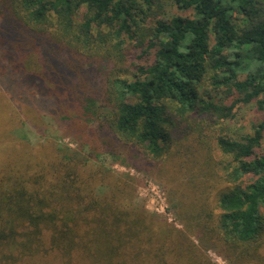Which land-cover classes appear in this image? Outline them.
I'll return each mask as SVG.
<instances>
[{
	"label": "trees",
	"instance_id": "1",
	"mask_svg": "<svg viewBox=\"0 0 264 264\" xmlns=\"http://www.w3.org/2000/svg\"><path fill=\"white\" fill-rule=\"evenodd\" d=\"M0 84L37 94L76 142L0 146V264H214L207 247L264 264V0H0ZM250 104L261 118L234 135ZM102 154L193 173L185 228L86 170Z\"/></svg>",
	"mask_w": 264,
	"mask_h": 264
},
{
	"label": "rangeland",
	"instance_id": "2",
	"mask_svg": "<svg viewBox=\"0 0 264 264\" xmlns=\"http://www.w3.org/2000/svg\"><path fill=\"white\" fill-rule=\"evenodd\" d=\"M32 103L34 107L35 120L30 119L22 106ZM262 116L253 104L244 105L234 111L232 118L228 119V124L232 128L234 135L245 134L252 131V124L258 121ZM46 140L54 143L55 146H68L74 148L76 142L70 136L64 127L59 126L52 118L51 114L42 105L37 94L32 91L19 97L11 94L0 84V146L16 145L25 143L28 148L37 149ZM22 142V143H21ZM218 151H214L217 157ZM0 154V165L4 163L6 157ZM122 158V156H119ZM173 161V160H171ZM99 164L113 170L124 180L131 184L133 198L131 202L124 200V203L135 207H143L151 213L159 215L167 222L172 223L178 228H185V205L189 204L188 198L182 199L180 196L183 190L182 184H189L193 173L187 170L181 172L175 171L170 177L163 175V170L171 168L170 159L163 157L157 162L152 161V166L144 171L134 166L122 165L113 160L108 154H102L99 159H93L88 162L86 170L95 169ZM217 187H212L211 193L215 196L219 188L228 185L219 182ZM211 188V187H210ZM99 195H107L108 187L99 186L97 188ZM186 199V202H185ZM185 207L183 210L182 208ZM191 239L202 246L197 233L190 234ZM206 254L211 258L214 264H230L217 249L207 247Z\"/></svg>",
	"mask_w": 264,
	"mask_h": 264
}]
</instances>
